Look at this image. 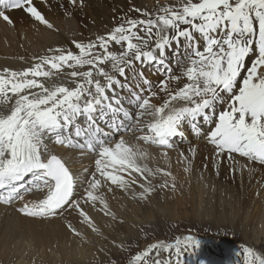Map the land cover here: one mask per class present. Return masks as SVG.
Returning a JSON list of instances; mask_svg holds the SVG:
<instances>
[{"label": "snow or ice", "instance_id": "obj_1", "mask_svg": "<svg viewBox=\"0 0 264 264\" xmlns=\"http://www.w3.org/2000/svg\"><path fill=\"white\" fill-rule=\"evenodd\" d=\"M70 3L83 4V0ZM0 6L24 10L53 27L32 0H0ZM135 11L147 18L127 19L94 40H73L75 52L49 49L52 54L38 57L34 65L0 74V200L4 203L23 200L24 193L32 191L24 183L30 177L43 198L25 202L20 212L55 216L72 208L93 232L100 231L81 200L100 204V211L115 219L102 188L112 191L116 186L146 199L154 191L152 177L171 176L149 167L147 150L126 140L122 131L141 133L135 139L143 144L173 149L186 129L200 134L207 124L211 127L204 138L214 147L217 160L234 161L233 154H238L264 164V0H180L178 6L160 7L154 17L139 8ZM0 18L12 23L5 10H0ZM182 42L185 51L174 71L166 63V53ZM253 52L255 59L246 64ZM145 63L158 65L163 78L153 90L151 81L137 73L143 83L129 92L128 110L114 86L123 88L118 77ZM218 106H223L219 112ZM51 142L87 149L98 157L80 199L75 198L80 182L66 161L52 153ZM187 151L195 154L194 147ZM180 158L190 163L184 151ZM167 186V181L161 185ZM136 187L142 191L136 192ZM68 227L81 235L71 224ZM200 247L201 240L191 235L174 243H153L131 255L128 264H173V252L175 264H183L184 252ZM117 248L123 250V244ZM162 251L170 254L168 259L160 258ZM243 251L245 264H264V255L252 247Z\"/></svg>", "mask_w": 264, "mask_h": 264}, {"label": "bare ground", "instance_id": "obj_2", "mask_svg": "<svg viewBox=\"0 0 264 264\" xmlns=\"http://www.w3.org/2000/svg\"><path fill=\"white\" fill-rule=\"evenodd\" d=\"M160 1L163 0H83V4L73 5L70 0H32L33 5L53 25L52 28L36 21L24 10L2 9L0 6V10H5L12 20L9 24L0 18V74H6L4 69L20 71L34 65L38 62V57L52 54L49 49H69L75 52L77 50L72 44L73 40L88 42L108 33L122 23L124 18L136 17V7L152 13L154 17L162 7L158 6ZM141 18L147 17L139 16L138 19ZM173 46L176 48L177 54L174 56L177 59L185 46L183 42ZM168 57L173 61V54ZM176 68L174 67V71ZM161 78L163 74L158 76V80ZM60 80L66 82L64 77ZM153 102L158 103L159 99L153 98ZM186 132L188 143L176 142L178 147L173 149L138 142L135 139L139 135L138 132L121 133L130 143L143 145L149 153V159L146 161L149 167L171 173V176L167 177L157 173L151 178L154 191L147 196L149 205L156 206L158 194H164L165 204L159 208H163L165 216L175 219L177 213L171 207L174 203L169 200L173 197L177 199L176 205L190 203L195 217L201 215L199 211L205 207V203H210L216 211L212 220L215 226L226 223L231 225L237 234L240 232L246 235L255 222H263L260 218L264 217V166L235 154L234 161L227 158L217 160L212 145L202 137L191 135L189 129H186ZM119 135L117 134V137ZM193 147L195 154L191 155L187 150ZM50 149L53 154L64 155L70 164L80 182L75 189V198L80 199L84 188L87 187L85 178L95 172V160L98 157L78 150H65V146L55 142L50 143ZM164 151L168 152L166 157L163 155ZM181 151L189 156L190 163L180 158ZM166 181L168 186L161 187ZM172 183H175V188L171 187ZM28 187L32 188V191L24 194L23 200L17 199L7 205L0 204V264H105L121 251L117 245L124 243L125 237L114 232L117 241L110 240L112 238L109 236L104 240L99 237H103L113 227L120 229L124 225L129 236H137V228L141 222L134 213L136 206L131 210L128 206L137 205L146 199L139 196L133 198L131 191L116 186H112V191L101 189L110 212L115 213V219L111 215H104L100 211V204L91 206L81 200L82 207L93 217L100 229L93 232L82 222L83 218L79 216L78 211L72 208L55 216L33 217L20 212L19 209L25 202L32 204L43 197L33 182ZM135 191L142 189L136 187ZM222 194H232L233 199L236 198L235 213L222 210L223 207L218 204ZM140 206L142 207L141 204ZM140 206H137L138 209ZM69 224L81 235H75L68 227ZM191 256L186 257V261H189Z\"/></svg>", "mask_w": 264, "mask_h": 264}, {"label": "rangeland", "instance_id": "obj_3", "mask_svg": "<svg viewBox=\"0 0 264 264\" xmlns=\"http://www.w3.org/2000/svg\"><path fill=\"white\" fill-rule=\"evenodd\" d=\"M168 4H175V6H178L180 4V0H163L162 2L160 1L158 6H165ZM137 8L139 7H136V9ZM136 15L137 16L133 19H138L139 16L141 17V14L138 12ZM131 18V16H128L124 18L122 22ZM184 51L185 48L181 56L184 54ZM175 66L177 65L175 64ZM189 143H193V141H189ZM177 147L178 146H176V148ZM231 195H220L218 204L223 207L222 210L230 213H235V211L237 210V205L234 200H236V198L234 197L233 199V195ZM131 196L133 198H139L138 196H134L133 194H131ZM158 197L159 198H157L156 201L157 205L153 207L149 205L147 198L143 202L141 200V203L137 205L128 206L130 210L136 206V210L134 211V213L137 214L138 219L141 222L139 227L137 228V236H129L127 228L124 225L120 229H116L115 227H113L112 230L108 231L105 235H103V237H99V239L104 240L106 236H109L112 238L110 240L117 241L116 237H114L113 235V232L121 234L125 237V242L122 243L123 250L119 251L117 255L113 256V258H111V260L105 264H128L131 255H134L140 250L146 249L153 243H174L177 238L183 239V237L188 235L201 240V247L199 249H189L188 251H185L181 257L183 264H192L193 262H195L194 260L197 259L200 255H203L204 251L206 250H208L210 259V263L208 264H220L218 262V257H228V264L232 262H234V264H245V253L243 251L245 247H252L254 251H257L258 253L264 255V217L262 218L261 216L260 218V220L263 219V222L261 224H257V222H255L253 224L254 228L252 227L250 230H248L246 235H242L240 232L237 234V232L234 231L233 227L231 225H227L226 223L219 227L215 226V223L212 222V220L216 215V211L214 208H212L210 203H205V207L199 211L201 215L195 217L193 213V207L190 203L187 205H176L175 203L177 199L173 197L169 200L173 201L174 204H170L172 205L171 207L174 208L173 210L176 211L177 216L175 219H171L168 216H165L162 210L163 208H159L160 205L165 204V195L158 194ZM140 204L142 205V207L140 206ZM138 205L142 210L140 208L138 209ZM137 211L139 214L137 213ZM123 223L124 222L122 220L121 224ZM211 245H218V248L221 250L211 248ZM192 251H194V256L192 255V258L190 257L189 261H186V257H188L189 252ZM214 254H216V256H213ZM169 255L170 254L168 252L162 251L161 258L168 259ZM171 255L173 264H175L176 258L174 252ZM234 258L238 259L240 262L236 261ZM198 260L199 259L196 260L195 264H200V260Z\"/></svg>", "mask_w": 264, "mask_h": 264}]
</instances>
